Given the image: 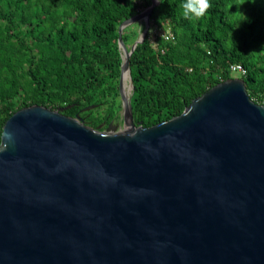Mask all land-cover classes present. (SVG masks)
I'll return each mask as SVG.
<instances>
[{
	"label": "water",
	"instance_id": "water-1",
	"mask_svg": "<svg viewBox=\"0 0 264 264\" xmlns=\"http://www.w3.org/2000/svg\"><path fill=\"white\" fill-rule=\"evenodd\" d=\"M159 0L118 26L123 128L33 104L0 136V264H264V105L230 77L136 125L130 56ZM142 22L126 45L123 30ZM129 83V85H128Z\"/></svg>",
	"mask_w": 264,
	"mask_h": 264
},
{
	"label": "trees",
	"instance_id": "trees-1",
	"mask_svg": "<svg viewBox=\"0 0 264 264\" xmlns=\"http://www.w3.org/2000/svg\"><path fill=\"white\" fill-rule=\"evenodd\" d=\"M185 0H159L148 32L130 56L136 125L179 115L213 85L240 75L256 102L264 93V0H210L199 19L182 15ZM150 0H0V136L18 109L40 104L104 130L120 117L118 26ZM250 17V20L246 18ZM137 25V23H134ZM134 25L122 39H135ZM153 34V35H152Z\"/></svg>",
	"mask_w": 264,
	"mask_h": 264
},
{
	"label": "clouds",
	"instance_id": "clouds-1",
	"mask_svg": "<svg viewBox=\"0 0 264 264\" xmlns=\"http://www.w3.org/2000/svg\"><path fill=\"white\" fill-rule=\"evenodd\" d=\"M211 7L210 0H185L181 5L182 15L189 20L199 19L202 18Z\"/></svg>",
	"mask_w": 264,
	"mask_h": 264
},
{
	"label": "rangeland",
	"instance_id": "rangeland-1",
	"mask_svg": "<svg viewBox=\"0 0 264 264\" xmlns=\"http://www.w3.org/2000/svg\"><path fill=\"white\" fill-rule=\"evenodd\" d=\"M246 20H250L249 14H248V17L246 18ZM133 25H134V28H133V29L135 30V39H136V37H137V36L140 34V32L142 31L143 26H142V22H141V21L137 22V25H136V24H133ZM165 28H166V27H163V28L160 27V28H158V29H154V27H152V28H150V33L152 32V33L160 34L162 31L166 30ZM152 35H153V34H152ZM231 75H232L233 77H240V74H239L238 72H232ZM128 85H129V83H128ZM130 91H131V88H130V87L127 88V93H128V94L130 93ZM112 123H113V124L117 123L118 127L116 128V131H121V130H122V128H123V124H122L121 115H120V117L117 119V121H113Z\"/></svg>",
	"mask_w": 264,
	"mask_h": 264
},
{
	"label": "built area",
	"instance_id": "built-area-1",
	"mask_svg": "<svg viewBox=\"0 0 264 264\" xmlns=\"http://www.w3.org/2000/svg\"><path fill=\"white\" fill-rule=\"evenodd\" d=\"M160 35L163 36L164 39H166V40L173 39V35H172V32L170 31V29H166V30L162 31L160 33ZM228 69H229L230 73L238 72L240 75H243L245 73V68L239 63L230 64ZM257 103H260V104L264 105V93H262L260 95V97L258 98V102Z\"/></svg>",
	"mask_w": 264,
	"mask_h": 264
},
{
	"label": "bare ground",
	"instance_id": "bare-ground-1",
	"mask_svg": "<svg viewBox=\"0 0 264 264\" xmlns=\"http://www.w3.org/2000/svg\"><path fill=\"white\" fill-rule=\"evenodd\" d=\"M140 36V34L136 37V39H138ZM127 88L128 86L125 84L124 88L122 87L121 90H119L120 92V100H121V106L120 107H125L126 105V98H127Z\"/></svg>",
	"mask_w": 264,
	"mask_h": 264
}]
</instances>
